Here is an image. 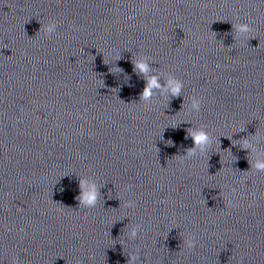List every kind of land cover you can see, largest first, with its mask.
Here are the masks:
<instances>
[{
    "label": "clouds",
    "instance_id": "9594fccd",
    "mask_svg": "<svg viewBox=\"0 0 264 264\" xmlns=\"http://www.w3.org/2000/svg\"><path fill=\"white\" fill-rule=\"evenodd\" d=\"M55 27H56V25L54 23L48 25V27L45 29L46 33H48V34L53 33L55 31ZM250 30L251 29H250L249 25H247V24H240L238 26V31H240L241 33H248ZM134 68L138 69L141 72H146L147 71V65L144 64V63H136V64H134ZM155 86H156V79L153 78L149 82L148 86L145 88V90L143 92V96L145 98H147L150 95L151 88L155 87ZM172 92H173L174 95H178L179 94V85L178 84L173 87ZM189 135H192V134L189 133ZM193 139H194V141H195V143L197 145H204V144H206L208 142V137L203 132L193 135ZM191 154L192 153L189 152V155H191ZM255 168L257 170H259V171H264V162H257L256 165H255ZM95 201H96V195H95L94 192L90 193L89 195H87L85 197V202L90 207L95 205ZM132 235H133V237H135V235H136L135 230H133ZM188 246L190 248H194L195 247V242L194 241L190 242ZM131 259L134 261L136 258L132 257Z\"/></svg>",
    "mask_w": 264,
    "mask_h": 264
}]
</instances>
